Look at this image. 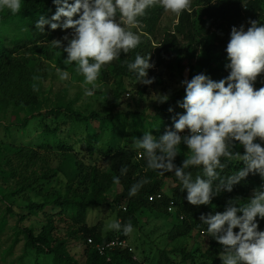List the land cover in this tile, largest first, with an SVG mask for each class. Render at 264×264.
Instances as JSON below:
<instances>
[{
	"label": "trees",
	"instance_id": "trees-1",
	"mask_svg": "<svg viewBox=\"0 0 264 264\" xmlns=\"http://www.w3.org/2000/svg\"><path fill=\"white\" fill-rule=\"evenodd\" d=\"M195 8L183 11L176 31L165 34L161 46L156 50L155 63L163 65L168 62L169 69L174 66L186 67L187 80L204 74L218 82L229 75V70L225 68L228 62L226 48L232 28L244 26L247 30L252 20L264 24V0H197ZM55 12L53 0H22L21 8L16 13L6 8L0 9V122H6L4 132L7 138L0 140V201L6 205V211L0 214V237L8 226L6 215L19 218L16 225L18 232L13 245L3 252L4 258L12 256L15 244L22 237L24 251L16 264H25L31 257L34 264H148L145 256L141 261L135 257L128 235L122 229L104 235L99 226L87 225L89 209L109 207L117 214L122 226L130 222L133 229H140V217L144 216L154 215L171 223L172 228L166 238L168 246L175 248L160 250L156 264L222 262L220 254L224 248L215 238L208 236L201 216L222 213L230 201L247 202L255 192L264 191V178L250 174L235 185L232 192L222 191L213 197L210 204L194 206L187 201V191L182 190L174 173L162 176L158 171H146L143 155L130 147L128 142L122 144L123 133L115 123L121 119L120 108L124 98L130 91L136 93L131 100L137 101V111L130 113L141 118L147 130L158 139L168 130H174V119L185 113L179 107L186 95L185 88L182 86L171 93L166 103L141 107L148 96V86L136 83L134 74L127 68V63L132 62L137 53L150 54L153 59L151 50L144 49L141 42L136 49L122 53L118 60L101 69L99 79L105 84L99 93L108 104L106 115L99 112L86 114L76 109L79 96L72 98L66 93L64 96L52 95L45 83L54 75V65L67 70L71 76L77 73L74 63L64 65L67 53L51 45L52 41L60 38L66 46L64 35L60 34L63 30H52L46 26L45 32L41 33L35 29L41 15L50 19ZM164 13L157 3L138 18L137 29L148 42L156 36ZM74 19H78V16ZM10 23L15 25L18 35L8 38L12 47H7L2 30ZM22 28L28 31L21 34ZM177 37H181L186 44V57L177 49ZM198 48L203 51L201 56L197 53ZM186 58H190V61L186 62ZM261 87H264V73L254 83L255 89ZM32 123L42 130L40 138L34 143L19 142L23 136L29 138ZM15 133L18 134L16 137ZM135 134L138 135V131ZM184 134H188L187 130L181 135ZM104 135H111L106 141L107 150L95 149L91 141L98 142ZM256 142L264 147V141L258 138ZM82 145L86 146L87 155L75 151L77 146ZM55 150L58 154H54ZM234 151L244 154L239 142H236ZM179 152L174 163L182 166L189 149L181 145ZM47 157L58 158V165L52 167ZM99 161H104V170L98 168ZM122 167L128 169L123 176L120 175ZM243 167L242 161L230 162L221 176ZM188 171L193 178L197 174L202 175L201 168H190ZM114 176L120 177L118 186L122 190L111 201L107 194L117 185L113 183ZM145 177L149 183L137 195L130 197L131 186ZM168 181H172L174 186L168 188ZM52 183L57 185L46 193L45 186ZM217 183L219 181L214 182V186ZM16 208L20 209L19 213ZM40 215L44 220L39 233L23 225L25 220ZM65 218L74 225L62 238L58 236L61 230L58 222L65 221ZM257 223L258 230L264 231V220L257 217ZM234 231L238 232L239 229ZM193 233L205 235L203 242L208 244L206 250L200 246L189 249L181 244ZM73 239L83 243L82 261L71 254L69 243ZM117 239L126 240L132 251L126 248L104 254L99 252L98 246ZM89 240L92 242L89 243Z\"/></svg>",
	"mask_w": 264,
	"mask_h": 264
},
{
	"label": "clouds",
	"instance_id": "clouds-1",
	"mask_svg": "<svg viewBox=\"0 0 264 264\" xmlns=\"http://www.w3.org/2000/svg\"><path fill=\"white\" fill-rule=\"evenodd\" d=\"M53 3L55 14L50 19L41 15L35 29L41 33L46 26L52 30H72L63 37L66 46L61 40H54L51 45L67 53L64 65L74 63L76 72L83 75L86 97L99 87L96 82L103 67L140 45L141 36L132 29L138 27V18L147 9L158 3L166 13L177 17L185 10L191 11V0H53ZM21 4L22 0H0V9L16 13ZM249 23L247 30L244 26L231 30L226 48L228 77L217 82L197 74L184 80L186 95L179 107L185 113L174 119V130L158 139L148 131L134 141V147L146 160V171H158L162 176L174 173L182 190L187 191V201L194 206L210 204L222 191L232 192L250 174L264 178V147L256 142L258 138L264 141V87L254 88L257 77L264 73V24L255 20ZM150 61V54L137 53L127 63L136 83L150 86L155 82L154 77L148 76V70L155 67ZM57 75L61 81L69 79L67 70L57 68ZM153 99L166 103L169 96L155 95ZM186 130L188 134L182 136ZM236 142L243 147V155L234 151ZM181 145L187 146L189 152L182 166H177L174 161ZM233 161H242L244 167L221 176ZM190 168H201L202 175L193 178ZM127 171V167H122L120 175ZM216 181L219 183L214 186ZM113 183L119 185L120 177L114 176ZM148 183L147 177L134 183L129 196L137 195ZM257 217L264 220V191L255 192L244 203L230 201L222 213L201 216L208 236L224 248L220 254L222 264H264V231L258 230ZM107 227L122 229L125 235L133 232L130 222L122 226L117 221ZM237 228L239 231H234Z\"/></svg>",
	"mask_w": 264,
	"mask_h": 264
},
{
	"label": "rangeland",
	"instance_id": "rangeland-1",
	"mask_svg": "<svg viewBox=\"0 0 264 264\" xmlns=\"http://www.w3.org/2000/svg\"><path fill=\"white\" fill-rule=\"evenodd\" d=\"M197 0H191V10H194L196 6ZM198 9L199 8H195ZM243 9H245V6H243ZM180 16V15H179ZM179 16L172 13H164L162 16L157 32L155 37H151L149 42L147 38L142 37V33L137 28H133L132 31L138 32L141 36V42H143L144 49L151 50V54L153 55V59L150 63L154 64V68L149 69L148 76L149 78H155V82L152 85L148 86V96L143 101L141 107H147L151 105H157L160 104L158 101L153 99V96L155 95H170L174 91L180 89L183 85L182 82L186 80L187 69L186 67H178L174 66L172 69H169L167 67L168 62H166L163 65H157L155 63L156 58V50L161 46V43L164 39V36L166 33H174L176 31V28L178 26L179 22ZM5 24L3 25V27ZM16 27L13 23H10L9 25H6L4 27L3 35L6 38V45L7 47H12L11 41L8 40L9 37L14 38L18 35V32H16ZM24 32H27L28 29H23L21 34ZM72 32L71 29H68L67 31L63 30L61 32V35H70ZM59 37V36H57ZM56 37V38H57ZM177 49L181 52L182 56L186 57L188 55L186 44L181 40V37H177ZM60 39V38H59ZM58 38L55 40H59ZM202 50L198 48V55L201 56ZM198 56L196 57V59ZM190 58H186V62H189ZM55 67V72L52 77H50L48 80H46L45 86L47 89H50L52 92V95L55 96H64L65 93L68 94V97H76L79 96L77 104L75 105V108L78 110H81L85 112L86 114H89L91 112H99L103 115H106V111L108 109V104L104 101L103 96L101 93H99L100 89H103L105 82H102L99 78L97 80V84L99 87L95 90L94 94L90 97H86L84 95V77L82 74L76 73V76H71L69 73V79L67 81H61L57 75V67ZM259 76L257 77V79ZM142 84V83H140ZM160 85V86H159ZM86 87L91 88V85H87ZM131 97H136V93L133 91H130L129 94L126 95L124 98V103L122 104L120 111H122L121 119H118L115 121L118 128L122 130L121 133H123V137L121 139L122 144L128 142L130 147H134V141L136 139H140L143 137V135L148 132L147 125L144 121H142L141 118L138 116L132 115L130 112L137 111V104L134 99L131 100ZM140 108V107H139ZM45 113V111H44ZM1 121V120H0ZM4 124L6 122H0V140H6V133L4 132ZM96 125V124H95ZM138 131V135L135 134V132ZM42 133L41 129H38L35 127V124L32 123L29 129V138H25L24 136L22 138H19V142L27 143V142H35L37 139L40 138ZM18 134L15 133V137ZM111 136V135H109ZM108 135H104L103 137L99 138L98 142H93L95 149L100 150H107L106 141L109 140ZM73 143V142H72ZM75 151H80L87 155L86 146H77ZM54 154H58V151L55 150ZM83 154V155H84ZM84 157V156H83ZM48 158V161L52 167H56L58 165V158ZM81 158V156H80ZM106 167L104 161L98 162V168L104 170ZM56 183H52L50 185H46L44 190L46 193H48L49 189L56 186ZM168 188H171L174 186L172 181L167 182ZM121 188L118 185H114L109 191H108V197L109 200L113 201L121 192ZM5 203L0 201V214L4 213L5 210ZM19 208H16V212L19 213ZM8 226L5 230V233L0 237V264H16L17 260L22 256L24 251V240L22 237H19V241L15 244L13 248V254L12 256H7L5 259V255L3 252L6 251L9 247L13 245V242L15 240V235L18 232V228L16 225L18 224V217L17 216H10L9 214L6 215ZM44 220V217L40 215V217H33L29 218L24 221L23 225L25 227H28L30 229H33L36 233H39L40 228L42 227V221ZM117 214L113 213L109 207H102L98 209H89L88 210V216H87V225L88 226H99L104 235H106L108 232L114 231L113 229H110L107 227V225L117 222ZM61 230L58 231V236L64 238L66 237L67 231L71 228L73 229L74 225L71 221H68L65 218V221L58 222ZM140 229H133V232L128 235L129 242L132 245L131 247L135 251V257L138 260H142L145 256L148 260V264H156L158 254L160 250H163L167 248L168 250L174 249L175 247H172L171 245L168 246V240L166 238V235L170 232L172 225L168 221L161 218H157L154 215H151L150 217L144 216L140 217ZM191 238H188L187 240L181 241V244L187 246L189 249H192L196 246H200L203 248V250H206L208 247V244L206 242H203L205 239V235L201 234L198 235L197 233H193ZM70 247H71V254L79 261H82L84 259V246L81 241L78 240H71L70 241ZM5 259V260H4ZM25 264H34V258L31 257L27 259ZM147 264V263H146ZM208 264H215L212 262H209ZM216 264H222V262L216 263Z\"/></svg>",
	"mask_w": 264,
	"mask_h": 264
},
{
	"label": "built area",
	"instance_id": "built-area-1",
	"mask_svg": "<svg viewBox=\"0 0 264 264\" xmlns=\"http://www.w3.org/2000/svg\"><path fill=\"white\" fill-rule=\"evenodd\" d=\"M92 241L89 240V243H91ZM129 246L128 242L126 240H121V239H117L115 241H111L105 245H101L98 246V250L101 254L106 253L107 251L110 250H115V249H122L125 250L126 248H128L130 251H132V248Z\"/></svg>",
	"mask_w": 264,
	"mask_h": 264
}]
</instances>
